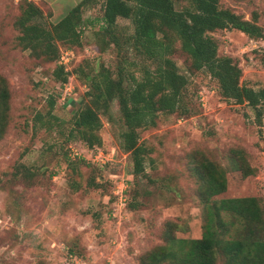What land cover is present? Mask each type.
I'll return each instance as SVG.
<instances>
[{
    "label": "rangeland",
    "instance_id": "374dc122",
    "mask_svg": "<svg viewBox=\"0 0 264 264\" xmlns=\"http://www.w3.org/2000/svg\"><path fill=\"white\" fill-rule=\"evenodd\" d=\"M25 1L55 22L80 0H0V76L9 92L0 134V264H153L151 252L170 240L201 236L214 200L256 197L264 215V99L252 107L223 97L214 78L188 69L174 39L171 57L186 80L180 107L139 130L148 152L144 172L133 176L130 154L119 146L115 101L112 117L101 115L100 146H86L67 128L100 64L134 75L153 64L97 33L99 0L83 10L79 46L59 43L58 59L35 58L16 38ZM219 3L245 19L255 15L264 33V0ZM174 6L193 9L191 0ZM117 23L131 31L128 19ZM207 34L219 56L238 62L242 85L264 88V37L236 29ZM56 65L67 72L65 84L54 78ZM209 173L223 175L225 191L208 200ZM223 217L225 237L238 238L241 223ZM214 264H228L219 248Z\"/></svg>",
    "mask_w": 264,
    "mask_h": 264
},
{
    "label": "trees",
    "instance_id": "16d2710c",
    "mask_svg": "<svg viewBox=\"0 0 264 264\" xmlns=\"http://www.w3.org/2000/svg\"><path fill=\"white\" fill-rule=\"evenodd\" d=\"M99 1L101 14L96 18L100 23L97 33L118 49L120 46L133 49L153 67L144 65L141 72L134 75L127 74L121 67L113 71L100 64L89 77V87L69 120L67 132L88 147L100 146L101 115L111 118V105L115 101L122 126L118 134L119 146L130 154L131 175L144 172L148 152L139 141V130L154 125L160 112L171 113L180 107L186 80L171 57L174 39L187 56L188 69L203 70L214 78L223 97L252 107H257L264 99V88L255 91L240 83L238 62L231 56H219L216 40L207 34L216 29H236L249 37H264L255 15L245 19L232 9L222 7L219 0H191L192 10L176 9L174 0ZM97 2L80 0L53 22L49 20L50 13L45 14L32 1H25L14 22L19 31L18 44L35 58L58 59L59 43L81 44L83 10L89 3ZM118 18L129 20V33L119 31ZM54 78L61 84L67 81L62 65H56ZM8 97L6 82L0 76V134L8 110ZM205 185L208 200L225 191L222 174L209 173ZM223 214L241 223L238 238L225 237L230 222ZM218 248L228 264H264V215L256 197H230L210 202L199 238L172 239L167 246L151 252L150 257L153 264L163 261L214 264Z\"/></svg>",
    "mask_w": 264,
    "mask_h": 264
}]
</instances>
